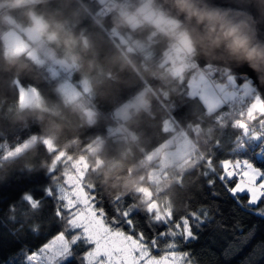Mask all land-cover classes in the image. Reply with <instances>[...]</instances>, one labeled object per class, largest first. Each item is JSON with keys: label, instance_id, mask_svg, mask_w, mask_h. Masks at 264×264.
I'll list each match as a JSON object with an SVG mask.
<instances>
[{"label": "trees", "instance_id": "1", "mask_svg": "<svg viewBox=\"0 0 264 264\" xmlns=\"http://www.w3.org/2000/svg\"><path fill=\"white\" fill-rule=\"evenodd\" d=\"M4 1L0 5V150L32 134L36 137L19 154L0 159V264H21L22 249L33 250L42 242L28 231L30 226L43 232L51 227L50 218L22 215L20 204L11 213L17 218L12 222L7 205L16 202L14 196L23 195L19 191L23 181L60 168L54 163L62 153L86 158L82 180L95 186L110 215L108 198L126 200L129 195L135 207L143 210L155 203L153 209L160 214L208 208L212 219L190 248L197 264H264V218L241 210L219 181L210 187L201 175L200 165L210 154L219 171V162L230 158L233 140L241 139L243 132L231 126L230 117L213 120L215 112H207L201 100L188 93L186 71L178 77L165 68L167 45L178 40L183 27L177 22L170 30L157 31L150 42L145 36L156 24L144 20L133 25L107 0ZM118 2L135 8L142 1ZM151 5L157 6L153 0ZM32 16L42 20L45 35L59 34L55 40L43 39L40 53L65 60L71 81L89 78L91 119L81 105L61 97L57 79L45 71L47 63L37 64L24 51L4 52L1 33L29 25ZM69 37L74 41L71 46L65 43ZM232 74L238 83L248 80ZM18 85L35 89L40 106H21ZM145 85L147 107L130 108L124 120L112 115L116 106ZM168 118L171 128L163 125ZM119 123L123 131L109 134L107 127ZM177 131H183L194 147L193 166L183 171L181 166H168L162 179L151 183L148 175L156 163L145 155ZM96 137L102 142L90 151L88 145ZM254 163L264 167V160ZM138 227H143L142 221Z\"/></svg>", "mask_w": 264, "mask_h": 264}, {"label": "snow or ice", "instance_id": "2", "mask_svg": "<svg viewBox=\"0 0 264 264\" xmlns=\"http://www.w3.org/2000/svg\"><path fill=\"white\" fill-rule=\"evenodd\" d=\"M256 99L264 107V97ZM222 110L227 111L228 105ZM248 116L253 117L251 110ZM246 127L240 123L242 130ZM232 148L230 158L219 162V171L211 154L203 160L201 175L210 187L219 181L241 210L264 218V167L254 163L264 160V136L245 134L233 140ZM63 167L23 181L19 189L23 195L7 205L8 219L14 223L17 218L11 213L18 204L24 206L22 215L52 220L46 232L38 226L28 228L42 242L33 250L22 249L21 264H197L190 248L212 219L208 208L160 214L151 205L143 210L135 207L129 195L126 200L108 198L110 215L95 186L65 173ZM140 221L143 227H138Z\"/></svg>", "mask_w": 264, "mask_h": 264}, {"label": "rangeland", "instance_id": "3", "mask_svg": "<svg viewBox=\"0 0 264 264\" xmlns=\"http://www.w3.org/2000/svg\"><path fill=\"white\" fill-rule=\"evenodd\" d=\"M20 2V0H15ZM23 1V0H22ZM152 1V0H151ZM4 0H0V5L4 3ZM139 17H129L131 23L135 25L140 19L149 20L155 27H159L162 22H172L177 23V20L166 15L165 13H160L158 15L154 14V7L151 5L150 0H144L139 6ZM32 23L29 25L9 27L1 33L2 44L4 52L6 54H12L17 52H26L29 54L37 64L43 65L45 63V71L50 78L57 79L56 88L60 93L61 97L66 101H73L81 105L89 118H92L91 110V91L89 78L84 75L77 82L71 81L69 79L70 71L69 65L65 60H60L53 57L52 55H47V57L40 53L41 44H43V39L50 40L49 35L43 32V22L37 16L31 17ZM154 27V28H155ZM46 36V37H45ZM179 45L176 47L177 50L182 46L186 51L191 52L192 45L185 31L181 32L178 36ZM47 68V69H46ZM172 72L181 77L183 75L181 66H175ZM194 75L196 77H194ZM194 75H188V93L190 95H201L204 90L207 94L210 102L213 101V96L219 98L218 91H222L224 88V82L222 80L216 81L215 86L212 85L206 78V87L204 82L201 80L205 75L202 72H197ZM225 80L230 81L233 85L238 83L234 78L232 73H226ZM234 78V79H233ZM242 91L246 92V89L250 87V91L253 90L249 95L248 110H251L253 116L258 113L264 116V107H261L260 100L256 99L257 96L260 97L257 91L254 92V87L252 83L248 80H244L238 83ZM19 87V104L21 106H40V97L35 89L32 87H24L18 85ZM148 86L145 85L142 89L136 92L132 97L124 100L118 106L113 109L112 115L120 120H124L128 114L130 108L137 107H147V102L144 99V91ZM199 90V91H197ZM229 91V90H226ZM253 93V94H252ZM220 99V98H219ZM209 108V107H208ZM165 128L172 127L171 119H166L163 123ZM124 125L119 123L117 125H109L107 131L109 134L117 135L123 131ZM35 135H30L24 141L14 145L13 147H6L0 150V159H6L13 157L23 151L25 148L30 146L35 141ZM47 141V140H46ZM50 142V141H47ZM102 142L101 137H96L92 143L88 145V149L93 151L97 149ZM194 147L191 142L186 137L183 131H177L172 136L163 141L158 147L154 148L152 151L145 155L146 160H155L156 166L152 168L148 175V180L151 183H158L162 177L165 175L164 169L168 166H181V170H187L193 166L192 155ZM192 162H188L189 160ZM55 166H64L63 170L65 173H71L78 175L82 179L84 171L87 167L86 158L83 157H73L67 154H60L56 157ZM146 192V191H145ZM146 192L145 196L148 197ZM152 208H156L155 203L150 204Z\"/></svg>", "mask_w": 264, "mask_h": 264}, {"label": "water", "instance_id": "4", "mask_svg": "<svg viewBox=\"0 0 264 264\" xmlns=\"http://www.w3.org/2000/svg\"><path fill=\"white\" fill-rule=\"evenodd\" d=\"M153 1L166 15L177 20L188 38L197 41L192 50L198 66L203 68L211 64L226 69L227 73L245 75L260 97H264V58L260 56L264 53V0H194L199 9L220 13L221 22L226 25L239 26L240 34L247 37L249 46L258 50L254 58L244 51L234 53L226 45L215 49L205 47L199 43V37L205 32L204 25L197 24L195 18L190 20L175 0Z\"/></svg>", "mask_w": 264, "mask_h": 264}, {"label": "built area", "instance_id": "5", "mask_svg": "<svg viewBox=\"0 0 264 264\" xmlns=\"http://www.w3.org/2000/svg\"><path fill=\"white\" fill-rule=\"evenodd\" d=\"M109 2L110 7L117 8L119 13L122 16L127 17H139L140 10L138 7L135 8H129V6L124 5L118 0H107ZM144 1V0H140ZM151 2V0H150ZM162 12V9L157 6L154 7V14L158 15ZM144 20L140 19L139 22L142 23ZM173 27L172 22H162L159 27H155L152 32L148 33L145 38L153 42L154 36L156 35L157 31H167L170 30ZM179 45L177 40H171L169 41L167 45V51L165 53V68L167 70L174 69L175 66H181L182 71H186L188 75H194L197 72H204L205 75L208 78L214 79L215 76L219 75L220 72L217 68V66H213L211 64H207L205 67L198 66L194 52H188L186 51L182 46H180V49L177 50L176 47ZM228 85V83H226ZM239 84H235L232 89L235 92V98L226 101L223 103V105H228V110L224 111L222 110V106L213 114V120L218 121L222 119L223 117H230L231 118V126L237 129L240 128V123L243 122L247 125L245 129H241L243 132V136L247 134L249 137L254 136H264V116L259 115L258 113H255V115L250 118L248 116V101L250 96L248 94L243 93L242 88ZM241 113H243V116H241ZM242 136V137H243Z\"/></svg>", "mask_w": 264, "mask_h": 264}, {"label": "clouds", "instance_id": "6", "mask_svg": "<svg viewBox=\"0 0 264 264\" xmlns=\"http://www.w3.org/2000/svg\"><path fill=\"white\" fill-rule=\"evenodd\" d=\"M175 3L181 11L187 12L190 20L195 18L197 24L204 25L205 32L199 37V43L210 49L226 45L234 53L244 51L250 58L255 57L258 50L249 46L247 37L240 34L239 26H228L221 22L220 13L199 9L195 5L194 0H175ZM58 35L57 32H52L49 35V39L55 40ZM189 39L194 47L197 41L192 40L191 37ZM65 43L71 46L74 41L69 37ZM260 56L264 58V53H260Z\"/></svg>", "mask_w": 264, "mask_h": 264}, {"label": "crops", "instance_id": "7", "mask_svg": "<svg viewBox=\"0 0 264 264\" xmlns=\"http://www.w3.org/2000/svg\"><path fill=\"white\" fill-rule=\"evenodd\" d=\"M200 72H202V71H200ZM204 75H205V73L204 72H202ZM189 77V76H188ZM194 77H196L195 75H194ZM206 78H207V80L212 84V85H214L215 86V84H216V81H218V80H222V81H225L224 82V88H226V89H223L222 91H218V96H219V98H217V97H215V96H213V101L212 102H210V100H209V98H208V96H207V94L205 93V90L203 91V92H201L202 94L201 95H199V96H197V95H194V96H197L200 100H201V102L203 103V105H204V107H205V109H206V111L207 112H209V113H211V112H215V111H217L222 105H223V103L224 102H226V101H230V100H232V99H234L235 98V92L233 91V89H232V87L235 85H233L230 81H226L225 79V75L223 76V77H221V78H218L217 80H214V79H211V78H208L206 75H205V77H202L201 78V80L204 82V86L206 87ZM235 78V77H234ZM188 79V78H187ZM236 79V78H235ZM237 80V79H236ZM236 82H238V81H236ZM226 83H228V85H226ZM186 84H187V91H188V80L186 81ZM236 84H238V83H236ZM226 90H229V91H226ZM197 91H199V90H197ZM246 92L247 93H245V92H243V93H245V94H250L251 92H253V90L252 91H250V87L249 88H247L246 89ZM253 94V93H252ZM209 107V108H208ZM165 141V140H164ZM159 146V145H158ZM157 146V147H158Z\"/></svg>", "mask_w": 264, "mask_h": 264}]
</instances>
